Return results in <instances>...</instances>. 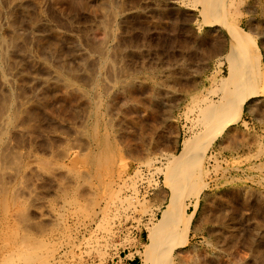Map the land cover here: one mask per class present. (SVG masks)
I'll use <instances>...</instances> for the list:
<instances>
[{
	"label": "bare ground",
	"instance_id": "1",
	"mask_svg": "<svg viewBox=\"0 0 264 264\" xmlns=\"http://www.w3.org/2000/svg\"><path fill=\"white\" fill-rule=\"evenodd\" d=\"M0 1V264L81 262L84 257L78 252L86 238L82 229L76 234L68 221L76 219L79 225L90 221L92 226L119 203L131 204L148 216V244H137L143 264H246L238 258V250L264 264V231L257 224L252 227L246 216L251 212L253 222L264 216V194L256 196L255 184L250 185L261 173L258 184L264 186V53L257 42L261 28L247 19L253 12L246 0L184 2L200 8L203 24H218L224 30L230 50L220 53L217 43L181 42L187 50L183 71L168 69L163 82L153 77L152 92L137 87L136 71L127 74L129 67L117 57L123 45L119 30L123 31L120 20L126 17L125 1ZM65 2L74 15L70 21L64 19ZM81 9L100 17L105 32L101 43L85 45L98 57L87 85H83L81 71L91 66L81 58L82 29L75 26ZM177 25L172 24L176 39L180 38ZM69 43L71 55H66L64 45ZM189 63L192 74L187 72ZM108 80L113 89L120 87L127 103L137 94H146L149 102L160 105L162 89L181 88L191 102L186 133L174 138L158 136L166 148L161 158L149 149L139 162L131 151L130 161L120 158L110 135L113 125L107 120L114 106L103 84ZM29 83L34 87L29 86L30 91ZM51 85L62 89L54 94L60 102L82 96L91 104L81 136L95 147L70 166L54 162L64 174L49 200L55 219L48 220L49 214L42 209L37 215L28 212L30 204L19 185L29 170L30 154L12 150L9 137L21 119L41 117L29 104L48 100L46 89ZM150 113L159 114L158 107H150ZM247 117L255 123L254 136L245 135L251 131ZM37 163L47 170L51 166L44 157ZM7 170L13 171L11 181H6ZM229 175L236 179L231 182ZM229 184L231 190L226 188ZM124 190L129 195L125 199ZM96 251L103 255L102 248Z\"/></svg>",
	"mask_w": 264,
	"mask_h": 264
},
{
	"label": "rangeland",
	"instance_id": "2",
	"mask_svg": "<svg viewBox=\"0 0 264 264\" xmlns=\"http://www.w3.org/2000/svg\"><path fill=\"white\" fill-rule=\"evenodd\" d=\"M124 1L126 17L120 20L123 31L119 30V40L121 39L123 45L122 50L117 52V57L122 65L129 67L127 74L130 75L136 71L134 78L137 87L143 86L152 92L156 84L152 81L153 77L157 82H163L167 81L168 69L183 71L185 61L183 57L187 55V50L180 46L181 42L183 45L197 41L205 44L217 43L220 53H228L230 50V39L224 30L218 24L214 26L203 24L199 16L200 8L184 5V2H189V0H118L120 3ZM246 3L253 12V15L248 16L247 19L252 20L254 25L261 28L262 34L257 42L261 47V52L264 53L262 44L264 42V0H246ZM64 6V19L70 21L74 15L68 11L69 2H65ZM240 11L243 14L246 13L244 8ZM77 17L79 24L75 26L82 29L80 40L83 41V49L81 50L80 46L79 53H81V58L91 66L81 71L83 85H87L86 80L90 69L98 61V57L90 54L85 45L101 43L105 32L100 17L95 18L91 10L81 9ZM173 23L178 24L177 29L180 33L178 39L172 29ZM130 39L134 42H130ZM64 52L66 55H71L70 43L64 45ZM68 59L72 58L68 56ZM188 67L190 70L187 72L192 74L191 63ZM39 69L41 70V67ZM102 73L105 74V72ZM103 84L110 90L109 100L114 105L107 120L113 125L110 135L116 140L120 158L130 161L131 156L128 152L131 151L134 154V160H137L135 162H139V159L147 154L145 149H149L151 155L156 154L153 156L159 157L166 148L157 139L158 136L174 138L179 133L183 135L186 133L189 126L187 116L190 117L191 102L181 88L178 91L168 87L162 89L161 98H159L160 105H158L152 101L149 102L146 94H137L131 103H127L125 94L119 92L120 87L113 89L109 80L107 84ZM31 85L34 88L32 83H29L28 87ZM46 92L49 94L48 100L38 99L34 100L32 105L29 104L33 111L40 112L41 117L33 120L21 119L19 126L11 131L9 142L12 150L30 154L29 170L26 171L22 184L19 185L26 198L25 201L30 204L28 212L37 215L39 209H42L49 214L47 219L52 220L55 219V215H52L49 210V200L56 193L57 183L64 174L54 166V162L70 166L74 163L73 161L93 149L95 144L91 145L86 138L81 136L91 104L82 96L70 102H60L54 98V94L62 93V89L54 85L47 88ZM262 100L263 98L260 99L261 102ZM152 106L158 107L159 114L150 113ZM166 110H170L167 115ZM247 121L250 123L251 131L245 132V135L254 136L255 132L252 128L255 127V123L249 117ZM183 135L180 136V140L183 139ZM173 147L174 145L170 144L168 148ZM42 157L51 162L49 170L38 165L37 159ZM227 157L231 161V155L228 154ZM135 164L133 163V168ZM12 174V170L6 171V181L12 180ZM257 174L258 177L250 185L255 184L256 196H262L264 186L258 184L261 173ZM227 178L232 182L236 179V175H229ZM232 186L229 184L226 188H232ZM121 196L125 199L129 195L124 190ZM127 204L119 203V206L116 204L115 207H111L107 210L109 212L107 218L102 215L92 226L90 221L82 222L80 225L77 224L76 219H73V222L68 221L67 225H71L76 234L82 229L81 234L86 238L83 250L78 252L84 259L75 264H128V262L143 264L142 252L137 249V244L140 242L141 245L148 244L146 230L148 216L139 212L131 204ZM246 216L247 218L250 216L252 227H256L257 224L264 231V216H259L254 222L251 212H246ZM140 218L143 219L140 221ZM2 219L3 216L0 215V220ZM259 239L262 240V237ZM99 247L103 249V255L96 251ZM126 257L133 261L127 262ZM238 258L245 259L246 264H258L250 260L249 254L243 250H238ZM232 264H237V262Z\"/></svg>",
	"mask_w": 264,
	"mask_h": 264
},
{
	"label": "crops",
	"instance_id": "3",
	"mask_svg": "<svg viewBox=\"0 0 264 264\" xmlns=\"http://www.w3.org/2000/svg\"><path fill=\"white\" fill-rule=\"evenodd\" d=\"M126 259H127V257L125 258V260H126ZM134 259H135V257H134ZM126 261L128 262V261H133V260H131V259H127ZM128 264H134V263H132V262H128Z\"/></svg>",
	"mask_w": 264,
	"mask_h": 264
}]
</instances>
